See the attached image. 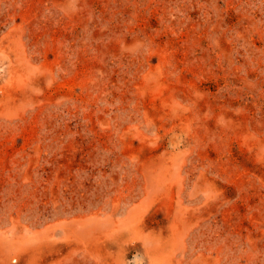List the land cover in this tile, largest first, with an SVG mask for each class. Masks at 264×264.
Returning a JSON list of instances; mask_svg holds the SVG:
<instances>
[{
    "label": "rangeland",
    "instance_id": "obj_1",
    "mask_svg": "<svg viewBox=\"0 0 264 264\" xmlns=\"http://www.w3.org/2000/svg\"><path fill=\"white\" fill-rule=\"evenodd\" d=\"M0 264H264V0H0Z\"/></svg>",
    "mask_w": 264,
    "mask_h": 264
}]
</instances>
